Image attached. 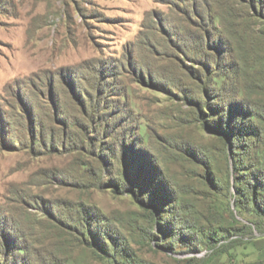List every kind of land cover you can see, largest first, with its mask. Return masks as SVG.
<instances>
[{
    "label": "rangeland",
    "instance_id": "obj_1",
    "mask_svg": "<svg viewBox=\"0 0 264 264\" xmlns=\"http://www.w3.org/2000/svg\"><path fill=\"white\" fill-rule=\"evenodd\" d=\"M260 157L264 0H0V264H260Z\"/></svg>",
    "mask_w": 264,
    "mask_h": 264
},
{
    "label": "trees",
    "instance_id": "obj_2",
    "mask_svg": "<svg viewBox=\"0 0 264 264\" xmlns=\"http://www.w3.org/2000/svg\"><path fill=\"white\" fill-rule=\"evenodd\" d=\"M229 123L230 125L228 128L231 133L234 131V126H232L233 124L232 122H229ZM220 124L221 125L219 126V128H216V127L214 128L218 129L219 132L225 133L226 131L224 130L222 123ZM257 134H258L257 132L256 134H252L253 138L257 136ZM254 162L255 164L253 165L254 166L253 171L251 172L250 171L251 169L247 168V171L249 172L245 173L247 175H244V178H242V185H240V190L237 193L238 198H237L236 205L238 206L239 208L238 210L240 211L241 214L246 213V212H255L259 216L258 219L264 220V157H260ZM160 228L163 229L165 233H167L169 236L168 244H166L167 247L175 251L176 249H175L174 240L177 237H174L176 233L174 232L173 228L172 229L170 228V222L166 221L164 225L160 224ZM183 236L184 237H182V240L187 243L188 252H200L203 248L202 240L203 241L207 240L206 242H209V240H211L212 238V237H187L185 235ZM224 248H227V247H224ZM127 256L128 255H126V257ZM129 260H130L129 264H134L133 259L129 258ZM182 261H183V264H203L204 262L207 261V257L203 259H198L197 256H189V257H186ZM142 264H154V263L142 262ZM260 264H264V259Z\"/></svg>",
    "mask_w": 264,
    "mask_h": 264
}]
</instances>
